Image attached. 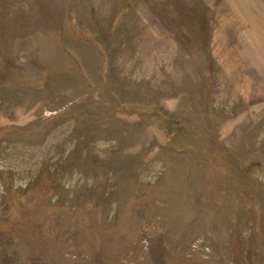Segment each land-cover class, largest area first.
<instances>
[{
    "label": "rangeland",
    "instance_id": "obj_1",
    "mask_svg": "<svg viewBox=\"0 0 264 264\" xmlns=\"http://www.w3.org/2000/svg\"><path fill=\"white\" fill-rule=\"evenodd\" d=\"M0 264H264V0H0Z\"/></svg>",
    "mask_w": 264,
    "mask_h": 264
}]
</instances>
